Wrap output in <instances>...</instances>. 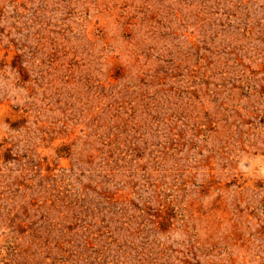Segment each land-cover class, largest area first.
<instances>
[{
  "label": "rangeland",
  "instance_id": "obj_1",
  "mask_svg": "<svg viewBox=\"0 0 264 264\" xmlns=\"http://www.w3.org/2000/svg\"><path fill=\"white\" fill-rule=\"evenodd\" d=\"M0 264H264V0H0Z\"/></svg>",
  "mask_w": 264,
  "mask_h": 264
}]
</instances>
